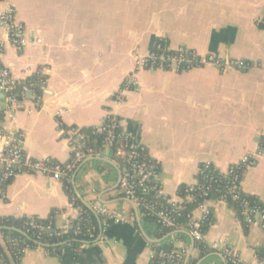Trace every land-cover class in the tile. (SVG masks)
<instances>
[{"label":"crops","instance_id":"0c3cea01","mask_svg":"<svg viewBox=\"0 0 264 264\" xmlns=\"http://www.w3.org/2000/svg\"><path fill=\"white\" fill-rule=\"evenodd\" d=\"M7 3L36 46L20 55L7 47L3 63L15 76L39 69L46 78L40 106L5 119L23 132L27 156L66 162L67 131L98 130L110 113L158 164L160 194L168 202L176 200L179 185L196 184L200 165L223 173L250 157L240 187L264 209V0H5L0 11ZM156 40L170 49L214 56L222 66L140 70L124 90L136 59ZM239 60L244 67L234 64ZM117 93L123 102L114 100ZM121 170L106 152L84 160L70 179L83 207L98 200L128 216L126 222L100 218L101 233L94 216L98 234L81 245L76 264H146L149 259L154 230L126 201L118 186ZM54 211L53 224L60 230L80 215L62 180L43 174L15 176L0 200V217L45 219ZM206 214L211 216L206 242L229 246L243 263L263 264L255 253L264 248V225L252 224L256 214L241 218L226 202L207 199L192 210L191 221L198 223ZM167 236L183 250V264H225L218 250L202 254L184 229ZM19 264L61 263L39 246L27 248Z\"/></svg>","mask_w":264,"mask_h":264},{"label":"built area","instance_id":"2783aa9c","mask_svg":"<svg viewBox=\"0 0 264 264\" xmlns=\"http://www.w3.org/2000/svg\"><path fill=\"white\" fill-rule=\"evenodd\" d=\"M4 1L0 0V2ZM35 46L36 39L26 34L24 24L17 20L15 8L11 4H5L0 11V200L5 198L6 187L9 182L19 174H43L70 182L73 173L84 160L92 157H102L106 152H109L111 159L115 162H120L122 166L118 186L124 196L130 199L139 211L143 210L145 214L155 215L158 222L173 229L172 232L183 229L176 225L179 211L183 209L181 205L182 198L177 196L176 200L168 202L170 209H159L158 203L148 197L150 193L157 192L160 194L158 164L146 152L144 154L145 148L139 142L121 129L120 120L114 114L108 113L103 124L98 129V131L105 133L103 146H88L83 133L78 128H70L67 133L71 154L66 162H58L49 157L36 159L26 155L23 149V132L17 127H9L5 119L10 114L18 112L31 114L37 109L41 103V92L45 88L46 78L39 69L31 72H22V75L15 76L3 63L2 58L7 47H11L20 55L25 48H34ZM160 47V43H155L154 49L152 48L147 55L136 59L133 71L124 80V90L130 89L134 85L136 75L140 70H155L157 68L182 70L204 65L222 66L221 61L211 55L201 57L187 48L177 47L170 49L165 44L163 45L165 53H158L157 49ZM234 64L237 67L245 66V63L240 60L234 62ZM114 100L123 102L124 95L117 93ZM120 142L124 146L115 149V145ZM261 149L262 146H260L259 151ZM251 163V158L246 157L229 165L226 172L222 173L219 171L224 175H233L232 186L227 189L228 192H236V189L240 187L242 176L238 169L246 168ZM199 173L200 169H198L197 174ZM70 191L72 192L69 198L70 203L75 204L77 197L72 188ZM186 199L191 200L192 196L188 194ZM219 200L224 201L223 197ZM88 206L103 221L118 220L126 222L128 220L127 214L122 210L110 207L98 200H92ZM84 208L90 211L87 207ZM85 209L80 207V214L86 211ZM191 212L189 211L187 214L189 220H191ZM251 212V209L245 208L243 214ZM256 215L257 218L252 221V224H263L264 209H257ZM24 217L31 218L32 216L15 218ZM204 217L198 223H201ZM4 218L7 217H0V219ZM30 225L35 227L33 222H30ZM73 226V224H70L65 230L73 228ZM21 227L7 226L0 220V264H19L23 252L29 248L26 241L27 235ZM11 228L18 229L22 234L11 231ZM75 231H80L79 226H75ZM10 233H16L17 236H12ZM191 235L195 239L204 240L203 233L199 230H192ZM88 237L92 239L93 234L88 233ZM33 240L40 244L39 246L42 245L40 233L34 236ZM206 244L210 249L218 250L219 252L223 251L230 261L235 263L240 261L229 246L218 244L217 242H206ZM152 256L153 252L151 250L146 264H150ZM76 263L77 261L71 264Z\"/></svg>","mask_w":264,"mask_h":264},{"label":"trees","instance_id":"16d2710c","mask_svg":"<svg viewBox=\"0 0 264 264\" xmlns=\"http://www.w3.org/2000/svg\"><path fill=\"white\" fill-rule=\"evenodd\" d=\"M155 43L161 44V47L157 49V52L165 53V49L163 48L164 41L156 40ZM78 129L83 133L86 144L88 146H103L105 142L104 132L98 131L95 128ZM123 146V143L120 142L115 145L114 148L116 149ZM145 152L146 150L144 149V154ZM199 169L200 173L196 176V184L192 186L181 184L176 189V195L182 198L181 205L183 207V209L179 211V216H177L176 218V225L180 228H183L186 232L191 233L192 230L196 229L204 234L209 227L211 223V216L209 214H206L204 220L198 224H195L187 218V214L189 213V211L194 210L196 207L201 205L204 200L207 199L219 200L223 197L224 202L232 206L236 210L237 215L241 218L243 216V211L245 210V208H249L252 210V212L249 213L252 219L256 214V210L263 208V204L257 198L244 193L241 187H238V189H236V192L227 191V189L232 186V174L224 175L210 164H202L200 165ZM244 170L245 168L238 169V172L241 176L243 175ZM62 183L66 194L70 198V195L72 193L70 191V182H66L63 180ZM188 194L192 196L191 200L186 199V195ZM148 197L158 203L159 209H170V205L167 201L168 197L157 192L150 193ZM245 203L247 204L246 206ZM75 205L85 209L78 199H76ZM140 212L141 218L151 225L154 230V238L158 240L151 244L153 256L150 259V264H183V250L175 248L173 246V241L167 236V234L172 232L173 229L159 223L155 215L145 214L143 210H140ZM54 213L55 211L45 219L38 218L37 216H32L31 218L7 217L0 220L7 226H22L21 229L27 235L26 241L29 248H36L40 245L33 240L34 236L40 233L42 243L41 247L46 249L50 255L56 256L61 264H71L78 260L79 249L81 245L84 244L85 241L93 240L96 238L98 234V224L94 215L90 211L86 210L81 212L79 217L72 222V224L74 225L73 228L60 230L55 228L53 224ZM30 222H33L35 227H31ZM75 226H79V232L75 231ZM88 233L93 234L92 239H89ZM10 234L12 236H17L16 233ZM184 238L185 235L178 237V239ZM194 247L197 248L202 254L212 250L207 247V244L204 240H198L195 238ZM220 253L225 264H246L241 261L236 263L232 262L228 259V256H226L223 251H221ZM255 253L258 260L264 264V248L257 249ZM189 264H193V262H190Z\"/></svg>","mask_w":264,"mask_h":264},{"label":"water","instance_id":"95a60500","mask_svg":"<svg viewBox=\"0 0 264 264\" xmlns=\"http://www.w3.org/2000/svg\"><path fill=\"white\" fill-rule=\"evenodd\" d=\"M227 63H228V59H227ZM100 159H102V158H100ZM103 160H105V161H107V162H109V163H111V164H114L112 161H110V160H108V159H103ZM119 173H120V171H119ZM74 176H75V173H74V175H73V178H74ZM120 177H121V174L119 175V180H120ZM74 193H75V195H77V192H76V190H75V188H74ZM126 201L127 202H129V204L132 206V208L135 210V212H136V214H137V218H139V216H138V208L136 207V205L130 200V199H126ZM89 210H90V208H89V206L88 205H85ZM91 211V210H90ZM93 214H94V216L96 217V219H97V221H98V223H99V233H101V225H100V217L98 216V214H96L95 212H93V211H91ZM11 231H13V232H16V233H19V234H22L21 233V231H19L18 229H16V228H11ZM192 239H193V242H194V238L192 237ZM156 240H152V239H150V242H155Z\"/></svg>","mask_w":264,"mask_h":264}]
</instances>
